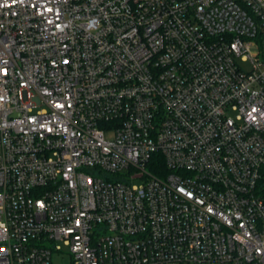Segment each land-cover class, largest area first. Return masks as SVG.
Masks as SVG:
<instances>
[{
    "label": "built area",
    "instance_id": "1",
    "mask_svg": "<svg viewBox=\"0 0 264 264\" xmlns=\"http://www.w3.org/2000/svg\"><path fill=\"white\" fill-rule=\"evenodd\" d=\"M264 264V0H0V264Z\"/></svg>",
    "mask_w": 264,
    "mask_h": 264
},
{
    "label": "rangeland",
    "instance_id": "2",
    "mask_svg": "<svg viewBox=\"0 0 264 264\" xmlns=\"http://www.w3.org/2000/svg\"><path fill=\"white\" fill-rule=\"evenodd\" d=\"M63 253L60 255L54 256L55 264H69L71 260V256L69 254V249L67 246L63 245Z\"/></svg>",
    "mask_w": 264,
    "mask_h": 264
}]
</instances>
